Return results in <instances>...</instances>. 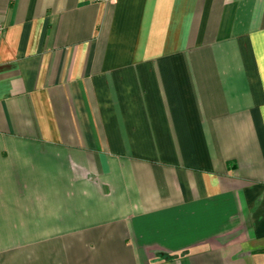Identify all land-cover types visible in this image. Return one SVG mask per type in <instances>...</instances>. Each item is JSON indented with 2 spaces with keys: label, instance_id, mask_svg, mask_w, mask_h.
Returning <instances> with one entry per match:
<instances>
[{
  "label": "crops",
  "instance_id": "crops-1",
  "mask_svg": "<svg viewBox=\"0 0 264 264\" xmlns=\"http://www.w3.org/2000/svg\"><path fill=\"white\" fill-rule=\"evenodd\" d=\"M0 23V264H264V0Z\"/></svg>",
  "mask_w": 264,
  "mask_h": 264
},
{
  "label": "built area",
  "instance_id": "built-area-1",
  "mask_svg": "<svg viewBox=\"0 0 264 264\" xmlns=\"http://www.w3.org/2000/svg\"><path fill=\"white\" fill-rule=\"evenodd\" d=\"M95 2H100V1H113V0H94ZM5 27L3 24L0 23V39L4 33Z\"/></svg>",
  "mask_w": 264,
  "mask_h": 264
}]
</instances>
